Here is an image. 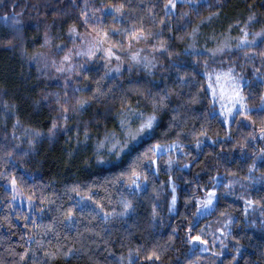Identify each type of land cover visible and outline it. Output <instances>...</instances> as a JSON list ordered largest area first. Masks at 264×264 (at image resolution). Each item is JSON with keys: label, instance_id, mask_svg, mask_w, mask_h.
<instances>
[{"label": "trees", "instance_id": "trees-1", "mask_svg": "<svg viewBox=\"0 0 264 264\" xmlns=\"http://www.w3.org/2000/svg\"><path fill=\"white\" fill-rule=\"evenodd\" d=\"M240 1L257 9L264 28V0L198 6L182 0L175 11L165 8L167 0H0V264H264V227L251 223L259 224L264 213V183L242 194L247 177L264 176V159L257 161L264 109H256L264 96V80L257 79V73L264 77V37L228 56L247 79L243 94L255 108L252 120L238 113L229 129L207 89V58L179 54L195 23ZM121 4L120 12L112 7ZM73 24L76 33L69 31ZM86 29L107 32L115 47L126 46L134 31L151 29L152 45L167 42L156 49L162 80L95 67L70 80L49 69L86 42L80 38ZM98 87L105 97L93 96ZM75 88L88 103L80 113L67 112L65 123L54 94L71 95ZM139 106L159 116L152 133L117 160L109 158V165L98 163L96 145L124 130L120 114ZM157 144L163 153L153 149ZM133 170L142 173L135 184ZM13 179L33 210L15 201L8 186ZM212 188L215 208L195 223L197 201ZM243 195L255 201L253 212L247 213ZM172 196L175 211H169ZM126 201L132 208L125 209ZM190 235L207 240L211 251L192 250Z\"/></svg>", "mask_w": 264, "mask_h": 264}, {"label": "rangeland", "instance_id": "rangeland-1", "mask_svg": "<svg viewBox=\"0 0 264 264\" xmlns=\"http://www.w3.org/2000/svg\"><path fill=\"white\" fill-rule=\"evenodd\" d=\"M182 0H176V4ZM208 3L209 0H190V3L198 6L201 3ZM111 8V7H110ZM108 7V9H110ZM169 11H175V8H168ZM217 13V15L212 16L210 20L204 19L209 16V14L205 15L202 19H200L197 23L194 24L193 29L199 26V30L196 32L195 36L191 35L192 31L189 34L187 41L182 45L179 50V54L181 55H190V56H205L207 58V68H204V75L206 77L207 89L211 95L212 102L216 108L215 112L219 113L222 122L229 129L233 120L235 119L238 113H243V109L241 106L237 105L236 108L232 110L231 113H226L228 108L232 107V88L234 82L229 79V72L232 77L237 78L239 80L240 85L243 87L247 83V79L242 75L240 71L234 66L228 63V56L233 52H238L243 49L254 48L258 45L264 36L256 37L254 42L252 40V33L254 31H260L262 29L260 22V14L257 9L249 6L245 1H240L234 3L229 7L227 12H224L222 8L217 11L211 12ZM255 13L254 20L249 21L248 17ZM247 27L249 42L247 44H241L239 38L244 35V30ZM89 29H86L84 34L80 36L81 39L87 38L85 43L82 45H77L78 47H73L66 55L71 56V60L65 61L63 56L59 62L56 63V72L58 75L67 74V77L70 80L80 76L82 72L91 69L92 67L103 69L107 72V68L109 67V62H111L112 71L108 72L110 75H118L124 72H138L140 75H148L149 77L156 79L158 81L162 80L163 74L160 70L161 63H157L155 68L149 69L146 61L143 59L134 61L132 60L133 53H138L139 56L143 57L148 55V52L152 51V45L148 39V37H141L140 39H136L134 37L131 41L128 42L126 46H112L107 39L100 34H96L91 32ZM99 38L100 46L92 49L94 51V55H89L88 52L92 47V44L95 43L96 39ZM145 41L147 42V47L145 45ZM194 46H190L193 45ZM217 43L220 44H231L233 47L230 51L226 50L224 53L213 54L210 52L212 48H214ZM111 48L115 53L114 56H109L107 49ZM158 49V48H157ZM156 55V50L155 53ZM123 60V66L117 70L115 65ZM63 63H60V62ZM210 61L218 62L217 64H212ZM82 63L83 67L76 71L77 64ZM63 68V71L59 69ZM257 79L259 81H263L264 77L257 73ZM66 77V78H67ZM245 96V95H244ZM264 98V96H263ZM255 108L250 107V111ZM256 109H264V102H261L260 106ZM152 112L148 111L146 108L139 106L137 108H132L130 110H126L120 114L118 119L119 129H123L120 133L113 132L115 134V139L124 142L126 136H128L129 128L135 130L139 127L141 123H143ZM156 115V114H155ZM159 120V116L156 115V120L154 122L153 128L148 130L147 132L138 136L135 140H128L127 144L129 147L124 151H119V149L113 150L112 143L114 140H105L104 135L102 137L103 147H101V143L96 145V154L103 155L105 157L104 162L109 165L112 160H117L124 152L130 150V148L136 143L139 142L141 138L144 136L150 135L157 125ZM125 121V123H124ZM123 132V135L121 134ZM112 134V133H109ZM107 134V135H109ZM158 153H163L161 150H157ZM111 158L110 160H108ZM264 159V151L259 155L257 161H261ZM258 162H255V165ZM255 169V167H253ZM253 178L250 180H246L244 183L245 190L242 194H245L246 191H249L251 187L259 185L261 182L264 183V176L255 175L252 173ZM241 180V179H238ZM243 180V179H242ZM8 186L12 189L15 194V201L18 205L22 207H26L29 210H33V203L25 198L19 191L16 185L8 184ZM214 188L210 189L203 197L199 198L198 203V212L195 215L194 222H199L203 217L209 215L212 210L215 208V204L217 202V191L215 190V198L213 199V203L211 205L202 204L201 201H206L208 199V194L213 191ZM243 202L246 208L247 213L254 211V204L251 199L245 197L243 195ZM231 229L228 228L226 232H230ZM190 244L192 250L198 249L200 252L206 253L211 251L210 245L207 243L206 245L202 241H195L190 239ZM208 249V251H205Z\"/></svg>", "mask_w": 264, "mask_h": 264}, {"label": "snow or ice", "instance_id": "snow-or-ice-1", "mask_svg": "<svg viewBox=\"0 0 264 264\" xmlns=\"http://www.w3.org/2000/svg\"><path fill=\"white\" fill-rule=\"evenodd\" d=\"M164 6H165V8H175L176 7V0H167V3ZM112 7H115L116 11L120 12L124 8V5L121 4L119 7H116L115 5H113ZM84 15H86V14H84ZM214 15H217V13H210L209 16L205 17L204 19L210 20L212 18V16H214ZM248 19H249V21H252V20H254V16L250 15L248 17ZM198 30H199V26H197V28L193 29L191 35L194 37ZM69 31L71 33H76L78 31L76 25L73 24L69 28ZM103 35H104V37H107L108 34H107V32H104ZM132 35L135 36L136 39H140L141 37H146L148 34L146 32H144L143 29H139L137 31H134L132 33ZM256 36L257 37L264 36V29H262L260 32L256 33ZM241 39H242V42L245 43V44H247L249 42L247 27L245 28L244 35L241 37ZM100 43L101 42H100L99 38H97L95 43L92 44V47L90 48L88 54L89 55H94L95 53H94V51L92 49L99 47ZM161 47H165V45L161 44ZM107 51H108L109 56H114L115 55V53L112 51L111 48L107 49ZM133 59L138 60L139 59V54L138 53H133ZM64 60L65 61L71 60V56L66 55L64 57ZM59 70L63 71L64 69L60 68ZM228 75H229V79L232 80L234 82V84H233L232 95H231L232 107L228 108L226 110V113H231L232 110L234 108H236L237 105H239L243 109V115L247 116L248 119L252 120L253 118L249 115V111H250V107L251 106L248 104L247 99H246V97L243 94L242 86L240 85L239 80H237V78H235V77H232L230 75V72H229ZM262 102H264V98H262ZM57 103H59V101H57ZM79 103L81 105L82 104H86L87 103V99L82 98L79 101ZM154 103H159V101H154ZM60 107H61V109L63 110L64 113L69 112V107H68L67 104H61ZM63 119H64L65 123H67V119H68L67 115H64ZM155 120H156V115H155V112H153L151 115H149L147 117V119L143 123H141L139 125L138 128H136L135 130H132L131 128H129L128 139L130 141L135 140L141 134H143V133L147 132L148 130L152 129ZM17 122L19 123V120ZM56 127H57V124L54 122L53 126H52V129H49V131L50 132L53 131ZM260 133L262 135H264V124H262L261 127H260ZM105 140L106 141L107 140H114V143H112V149L113 150L119 149V151L122 152V151H124L125 149H127L129 147L128 144H125V143L121 142L120 140L115 139V134L114 133L106 135L105 136ZM100 146L103 147V144L101 143ZM160 147H161V145L157 144V145L153 146V149L158 150ZM262 151H264V150H262ZM144 156L147 157L148 153L145 152ZM253 167H254V165H253ZM141 175H142V173L140 171L133 170L132 173H131V177H132L131 178V182L134 183V184L137 183V181L141 177ZM144 178L147 179L146 176H144ZM12 184L13 185H17L18 181L13 179L12 180ZM173 187H175V185H173ZM214 198H215V189H213V191L208 194V199L206 201H201V203L205 204V205H211L213 203V199ZM176 200H177V197L176 196H172V204L173 205H175ZM250 203H255V201H252ZM124 207H125L126 210L132 208V202L131 201L124 202ZM221 231H223V229H221ZM190 239L191 240H195V241H202L205 245L208 243L207 240H203V238L201 236H199V235H196V236H191L190 235ZM52 255H55V253H52ZM65 255H71V250L69 252L65 253ZM152 256L153 257H159V253L157 251L153 250L152 251Z\"/></svg>", "mask_w": 264, "mask_h": 264}, {"label": "clouds", "instance_id": "clouds-1", "mask_svg": "<svg viewBox=\"0 0 264 264\" xmlns=\"http://www.w3.org/2000/svg\"><path fill=\"white\" fill-rule=\"evenodd\" d=\"M252 16H255V13H253ZM262 29H264V28H262ZM260 31H254L252 33V40L253 41L257 37L256 36V33L260 32ZM147 34L148 35H152L151 29L149 30V32ZM241 37L239 38V41H240L241 44H243ZM183 38L184 37H181V39H183ZM52 39H53V37L49 36L48 34L45 35V42L46 43H51ZM166 43H167L166 41H158L155 46H151L152 47V51L151 52H148V55L143 56V57L139 56V59L138 60L143 59L144 61H146L147 66H148L149 69L155 68L157 63H162V60L157 55L154 54L155 53V50L157 48L161 47V44H164L165 45ZM145 45L147 47V42L146 41H145ZM190 46H194V43H193V45H190ZM74 47H78V46L77 45H74ZM232 47H233V45H231V44H220V43H217V45L214 48H212L210 50V52L213 53V54L224 53L226 50L230 51ZM169 54H171V53H169ZM262 58H264V55H262ZM132 60L137 61L136 59H133V56H132ZM60 63H63V62L61 61ZM55 66H56V61H53L50 65H48L49 69H51V67H55ZM122 66H123V60H121L120 62H118L115 65V67H116L117 70H119ZM208 66L209 65H207V64L205 65L206 68ZM82 67H83V64L82 63H78L77 64L76 71H79ZM111 71H112L111 62H109V67L107 68V72H111ZM101 79H103V77H101ZM54 95L56 97V102L59 101L60 105L61 104H67L68 107H69V112H73V113H80V112H82V110L84 109L85 105L88 103V99H89V98L85 97L83 94L80 93V89L79 88H75L74 91H73V93L71 95L65 94V95L61 96L59 93H56ZM106 95H107V93L101 91V89L99 87L96 89V92L93 94V96L94 97H97V98H102V97H105ZM82 98L87 99V103L86 104H82L81 105L79 103V101ZM60 110H61V115H66L67 114V113H64L63 112V110L61 109V107H60ZM121 134L123 135V132ZM128 140H129L128 139V136H126L123 143L127 144V141ZM29 143L31 144L32 142L30 141ZM200 143H201V141H197V145L198 146H199ZM180 147L183 148L184 145L183 144H180ZM104 159H105V157L103 155H100L99 153L97 154V161H98V163H103L104 162ZM169 163H171V161H169ZM254 167H255V165H254ZM252 178L253 177L250 175L246 179L250 180ZM232 183H234V181H231L229 183V186L225 188V191H227L228 188L231 187ZM175 207H176V203H175V205L172 204V208L169 209V211H175ZM198 211L199 210L196 209L195 212H193V216H195L196 212H198ZM251 223L254 226H256V227H264V213H262V215H261V219H260V223L259 224H257L256 221H252ZM229 235H230V233L225 232V234H224L225 239L221 241V247L222 248L227 247V239H228V236ZM216 239H218V236L215 235V234H213V236H212V243H213V249H212V251H213V254H214L215 258H218L219 255H220V251L218 249H215V247H214L215 246V243H216ZM170 247H171V244L169 243L167 245V247H162L161 248V251L162 252H166L168 250V248H170ZM238 247H239V245H238ZM205 251H208V249H205ZM196 264H200L199 259L196 261ZM208 264H214V260L213 259H208Z\"/></svg>", "mask_w": 264, "mask_h": 264}]
</instances>
